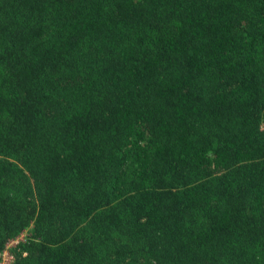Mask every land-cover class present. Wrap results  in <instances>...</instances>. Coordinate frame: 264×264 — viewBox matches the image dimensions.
Masks as SVG:
<instances>
[{
  "label": "trees",
  "instance_id": "1",
  "mask_svg": "<svg viewBox=\"0 0 264 264\" xmlns=\"http://www.w3.org/2000/svg\"><path fill=\"white\" fill-rule=\"evenodd\" d=\"M12 264H264V0H0V251Z\"/></svg>",
  "mask_w": 264,
  "mask_h": 264
},
{
  "label": "built area",
  "instance_id": "2",
  "mask_svg": "<svg viewBox=\"0 0 264 264\" xmlns=\"http://www.w3.org/2000/svg\"><path fill=\"white\" fill-rule=\"evenodd\" d=\"M29 240V230L26 229L18 236L10 239L5 248L0 251V264H12L15 259L13 250L21 243H26Z\"/></svg>",
  "mask_w": 264,
  "mask_h": 264
}]
</instances>
